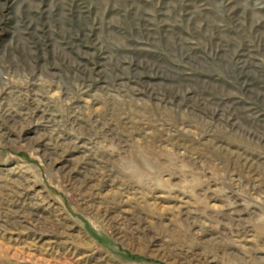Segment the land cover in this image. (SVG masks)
<instances>
[{
    "label": "rangeland",
    "instance_id": "rangeland-1",
    "mask_svg": "<svg viewBox=\"0 0 264 264\" xmlns=\"http://www.w3.org/2000/svg\"><path fill=\"white\" fill-rule=\"evenodd\" d=\"M0 264H264V0H0Z\"/></svg>",
    "mask_w": 264,
    "mask_h": 264
}]
</instances>
